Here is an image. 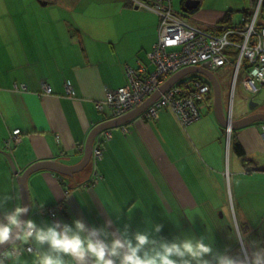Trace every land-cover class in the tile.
<instances>
[{
    "label": "crops",
    "instance_id": "0c3cea01",
    "mask_svg": "<svg viewBox=\"0 0 264 264\" xmlns=\"http://www.w3.org/2000/svg\"><path fill=\"white\" fill-rule=\"evenodd\" d=\"M215 1L201 0L197 10L188 12V22L221 26L229 13L231 21L224 26L239 25L250 13L244 11L234 23L233 11L211 7ZM185 2L173 1L177 12H186ZM158 24L156 13L128 0H0V189H9L13 197L0 207V218L15 206L16 195L21 197L17 177L37 162L57 161L65 166L63 173L42 169L27 180L29 216L38 223L79 218L102 226L111 220L113 227L127 223L136 231L155 218L164 226L161 235L170 238L183 232L207 234L204 218L217 224L227 214L252 213L260 218L246 216L242 228L250 241L264 245V169L247 170L264 166V123L234 130L245 165L231 141L228 146L213 99L202 118L185 127L164 109L158 119L140 115L108 129L111 138L96 165L102 175L98 182H92V158L77 167L91 130L116 118L107 107L100 112L96 103L104 101L107 88L126 84L125 64L147 63ZM43 84L53 93H45ZM14 130H20L21 141L7 147ZM34 197L44 201L43 207H31ZM137 202L142 207L129 214L127 208ZM109 203L123 207L119 219L107 210ZM58 205L63 209L51 216L48 209ZM229 230L217 225L214 245L239 254ZM24 257L30 260L31 253Z\"/></svg>",
    "mask_w": 264,
    "mask_h": 264
},
{
    "label": "built area",
    "instance_id": "2783aa9c",
    "mask_svg": "<svg viewBox=\"0 0 264 264\" xmlns=\"http://www.w3.org/2000/svg\"><path fill=\"white\" fill-rule=\"evenodd\" d=\"M174 0H128L133 7L153 11L159 18L157 28L158 38L151 51L146 54L147 63L137 60L136 66L125 64L123 69L126 84L117 89L107 88L104 101L96 103V108L104 112L111 110L113 117H120L140 104L160 89L164 82L177 71L192 67L210 65L214 69L229 65L232 68L230 86V104L228 123L225 127L228 146L232 135V100L238 84L243 94L254 100L264 89V24L259 23L260 8L263 0L250 17H244L239 25L202 27L188 22L181 13L175 11ZM67 95L73 94V86L65 82ZM25 90V86H21ZM47 94L53 93V88L43 84ZM212 96L210 81L202 74H192L176 82L152 103L144 112L146 119H158L162 110L173 112L178 122L188 126L203 116L207 99ZM124 131L127 129L124 127ZM111 138L109 130L97 135L93 145L92 163L94 173L92 182H98L102 175L96 165L102 160L104 143ZM264 140V127L262 129ZM21 141L20 130H14L6 142ZM63 206L48 209L51 216H56L57 210Z\"/></svg>",
    "mask_w": 264,
    "mask_h": 264
},
{
    "label": "clouds",
    "instance_id": "9594fccd",
    "mask_svg": "<svg viewBox=\"0 0 264 264\" xmlns=\"http://www.w3.org/2000/svg\"><path fill=\"white\" fill-rule=\"evenodd\" d=\"M0 207L13 197L9 189H0ZM14 207L5 209L0 218V264H264V245L250 241L242 228L245 217L257 221L252 213L227 214L213 224L207 218V234L183 232L170 238L161 235L163 224L152 218L144 230L132 231L129 224L113 227L108 220L102 226L89 225L83 219L72 223L50 220L38 223L30 216V206L17 194ZM33 198L31 207H43ZM142 207L139 202L127 208ZM121 207L109 203L107 210L119 219ZM191 220L192 217L187 215ZM229 227L228 237L239 245V255L215 247L213 230ZM7 245V247H5ZM31 253V259L24 253Z\"/></svg>",
    "mask_w": 264,
    "mask_h": 264
},
{
    "label": "water",
    "instance_id": "95a60500",
    "mask_svg": "<svg viewBox=\"0 0 264 264\" xmlns=\"http://www.w3.org/2000/svg\"><path fill=\"white\" fill-rule=\"evenodd\" d=\"M201 0H186L185 2V7H186V12H183L182 15L185 18H189L188 12H193L194 10H197L200 7ZM192 74H202L204 75L211 83L212 89H213V108L215 115L217 119L226 127L228 123V118L225 116L223 106H222V99H221V87L219 84L218 79L214 75V73L210 69V65L206 64L205 66H192V67H187L183 68L173 75H171L165 82L164 84L160 87L159 90L154 92L151 96H149L142 104L131 110L130 112L120 116L116 117L110 120H107L105 122H102L95 126L85 144V152H84V157L81 162V164L78 167V169H82L85 166H87L92 158V151H93V145L95 138L97 137L98 134H100L104 130H108L114 127H118L121 125H125L138 116L142 115L143 112L152 104L154 103L162 93H164L168 88H170L172 85H174L176 82L180 81L181 79L192 75ZM258 106V103L255 102L254 100H250L249 102V107L251 110H255V108ZM257 122H264V112H254L251 113L245 117H242L240 119L232 121V129L237 130L241 129L244 127H247L249 125H252ZM9 162L12 166V169L15 173H18V169L15 165V162L12 158L11 155H8ZM65 166L57 161H41L37 162L33 165H31L29 168H27L22 174H20L17 177L19 186H20V191H21V199L23 204H27L30 206V193L28 189V184L27 180L28 177L42 169H50L53 171H56L58 173H63V168ZM264 169V166H254L253 168H247L248 171L251 170H262ZM29 217V213L25 216V218ZM7 247V245H5ZM239 255V254H236Z\"/></svg>",
    "mask_w": 264,
    "mask_h": 264
},
{
    "label": "rangeland",
    "instance_id": "374dc122",
    "mask_svg": "<svg viewBox=\"0 0 264 264\" xmlns=\"http://www.w3.org/2000/svg\"><path fill=\"white\" fill-rule=\"evenodd\" d=\"M262 4H264V0ZM258 6H259V0H216L211 7L214 8L222 7L224 9L233 11L234 23H237L242 18L244 11L255 13ZM259 23L264 24L263 12L262 13L260 12ZM213 73L219 81L221 87L222 105L224 111L227 114L229 111V104H230V86L232 82V68L229 65L222 66L219 67L218 69H214ZM254 101L258 103V106L255 108V110H251L249 107L250 98L246 97L243 94L242 87L239 83L232 100L233 121L251 114L252 111L264 112V89L255 97ZM257 123H264V122H257Z\"/></svg>",
    "mask_w": 264,
    "mask_h": 264
},
{
    "label": "trees",
    "instance_id": "16d2710c",
    "mask_svg": "<svg viewBox=\"0 0 264 264\" xmlns=\"http://www.w3.org/2000/svg\"><path fill=\"white\" fill-rule=\"evenodd\" d=\"M260 12H261V13H262V12L264 13V4H262ZM252 14H253V13L250 12V13L247 15V17H250ZM230 21H231L230 14L228 13V14L226 15L225 19L222 21V24H223V25H221V27H223L224 24H227V23L230 22ZM207 102H208L207 105L210 106V105H211V102H212V96H209V98L207 99ZM233 134H234V130L232 131V135H231V146H233V148L235 149V151H236L241 157H243L244 162H245V165H246V164L248 163V160L245 158V152H244L243 149L241 148L239 142L235 140Z\"/></svg>",
    "mask_w": 264,
    "mask_h": 264
},
{
    "label": "flooded vegetation",
    "instance_id": "af4514ba",
    "mask_svg": "<svg viewBox=\"0 0 264 264\" xmlns=\"http://www.w3.org/2000/svg\"><path fill=\"white\" fill-rule=\"evenodd\" d=\"M251 113H254V111H252Z\"/></svg>",
    "mask_w": 264,
    "mask_h": 264
}]
</instances>
